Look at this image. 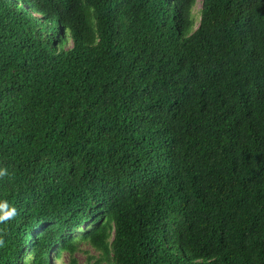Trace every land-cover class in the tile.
Listing matches in <instances>:
<instances>
[{
    "label": "trees",
    "instance_id": "1",
    "mask_svg": "<svg viewBox=\"0 0 264 264\" xmlns=\"http://www.w3.org/2000/svg\"><path fill=\"white\" fill-rule=\"evenodd\" d=\"M28 1L92 35L38 72L35 19L0 44V264H264V0Z\"/></svg>",
    "mask_w": 264,
    "mask_h": 264
},
{
    "label": "clouds",
    "instance_id": "2",
    "mask_svg": "<svg viewBox=\"0 0 264 264\" xmlns=\"http://www.w3.org/2000/svg\"><path fill=\"white\" fill-rule=\"evenodd\" d=\"M109 2V5L104 4ZM94 0L93 6L98 9H104L106 15V7L100 8V4L105 6L116 7L122 2L128 0ZM199 5V4H198ZM195 6V13L202 10V6L198 8ZM30 19L36 20L37 33L34 35L26 36L23 40H18L11 44L13 48L25 59V61L38 72L39 68L49 64L56 65L61 61L66 53L72 47L74 48L77 39L87 35H92V32L87 28L84 22L76 21L74 24L69 25L63 19L51 20L46 17L42 12L36 9L28 0H0V44L8 42L10 35L14 34L24 27L26 22ZM83 23L81 26L80 24ZM10 25V26H7ZM200 15L195 18L194 24L184 33L183 36L192 35L200 27ZM146 46L150 49L162 48L169 45L167 41H155L145 36ZM9 43V42H8ZM215 34L209 30L208 21L203 25L200 34L193 42V49L196 47H208L204 51V58H208L215 51ZM214 45V46H213ZM202 52V50L200 51ZM29 61V62H28ZM7 75L6 70H0L3 84L4 77ZM264 78V76H261ZM17 93H20L21 87H10ZM263 91L261 90L260 93ZM258 93V94H260ZM257 94V95H258ZM26 160H15L14 165L10 172L19 171L22 166L27 164ZM5 173L0 171V176ZM16 214L14 208H10L7 203L0 202V221L8 220ZM55 246H58L56 241ZM52 258V257H51Z\"/></svg>",
    "mask_w": 264,
    "mask_h": 264
},
{
    "label": "rangeland",
    "instance_id": "3",
    "mask_svg": "<svg viewBox=\"0 0 264 264\" xmlns=\"http://www.w3.org/2000/svg\"><path fill=\"white\" fill-rule=\"evenodd\" d=\"M200 6L198 5V8ZM83 249H86L89 253L91 252V255H95V252L91 250V248L85 246ZM51 257H53V254L51 253ZM77 259L80 263H83L85 261V255L83 253H78L77 254ZM68 263V256L65 254L62 256L61 261H55V264H67Z\"/></svg>",
    "mask_w": 264,
    "mask_h": 264
},
{
    "label": "bare ground",
    "instance_id": "4",
    "mask_svg": "<svg viewBox=\"0 0 264 264\" xmlns=\"http://www.w3.org/2000/svg\"><path fill=\"white\" fill-rule=\"evenodd\" d=\"M103 1H106V0H103ZM93 2H94V0H93L91 3H93ZM104 4L109 5V2L106 1ZM104 4L101 3V4H100V8H105L106 6H105ZM120 5H121V4L118 5V6H119V9L121 8ZM82 24H83V23H81L80 26H81ZM7 26H10V25H7ZM72 48H73V47H72ZM72 48H71V50H72ZM64 54H65V53H63V55H64ZM70 54H71V53H70Z\"/></svg>",
    "mask_w": 264,
    "mask_h": 264
}]
</instances>
